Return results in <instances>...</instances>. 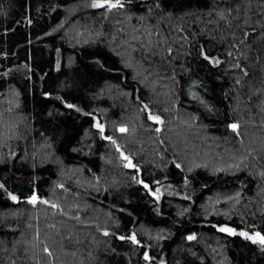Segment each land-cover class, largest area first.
<instances>
[{
	"label": "trees",
	"instance_id": "obj_1",
	"mask_svg": "<svg viewBox=\"0 0 264 264\" xmlns=\"http://www.w3.org/2000/svg\"><path fill=\"white\" fill-rule=\"evenodd\" d=\"M82 1L0 0V264H264V0Z\"/></svg>",
	"mask_w": 264,
	"mask_h": 264
},
{
	"label": "snow or ice",
	"instance_id": "obj_2",
	"mask_svg": "<svg viewBox=\"0 0 264 264\" xmlns=\"http://www.w3.org/2000/svg\"><path fill=\"white\" fill-rule=\"evenodd\" d=\"M105 4H107V6L109 7V8H113V7H117L118 6V3L117 4H112V3H110V0H104V3H95L94 5H93V7H104L105 6ZM69 107H71V105H69ZM154 119H157L158 120V118H155L154 117ZM98 127H99V125H97ZM236 127H237V125H232V128L235 130L236 129ZM102 130V129H101ZM120 131L121 132H123V131H126V129H123V128H121L120 129ZM125 159H127V157H125ZM145 187H147V185H145ZM12 199L13 200H15L16 199V197L15 196H12ZM36 200H37V198L35 197V196H33L30 200H29V203H33V204H35L36 203ZM221 231H229V232H231V230L230 229H224V228H222V229H220ZM241 235H247L246 233H241ZM257 236L259 237V234H257ZM193 237H189V239H192ZM132 239L133 240H135V237H132ZM259 241L261 242V243H264V237H259ZM145 258H147V257H145Z\"/></svg>",
	"mask_w": 264,
	"mask_h": 264
},
{
	"label": "rangeland",
	"instance_id": "obj_3",
	"mask_svg": "<svg viewBox=\"0 0 264 264\" xmlns=\"http://www.w3.org/2000/svg\"><path fill=\"white\" fill-rule=\"evenodd\" d=\"M115 0H110V3H113ZM95 3H104V0H84V1H82V2H78L77 4L78 5H80L81 7H85L84 5H86V6H93ZM105 5H107V4H105ZM74 9H79V8H73V9H70V10H74ZM72 28H76V26H74V25H72ZM73 29V30H74ZM74 34H75V31H74ZM74 34H72L73 36H74ZM75 37V36H74ZM151 118H154V116L153 115H149ZM156 118V117H155ZM97 122V121H96ZM95 125L97 126V125H99V127H101V125L102 124H100V123H95ZM122 154V153H121ZM124 156V155H123ZM127 165L129 164V161L127 160L126 162H125ZM253 232H247L246 234H247V236L248 237H252V234ZM159 264H163V261L161 260V261H159Z\"/></svg>",
	"mask_w": 264,
	"mask_h": 264
}]
</instances>
